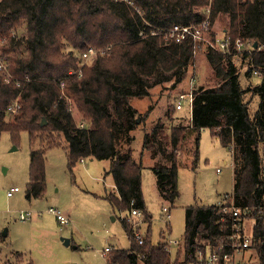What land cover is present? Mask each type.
<instances>
[{"label":"trees","instance_id":"obj_1","mask_svg":"<svg viewBox=\"0 0 264 264\" xmlns=\"http://www.w3.org/2000/svg\"><path fill=\"white\" fill-rule=\"evenodd\" d=\"M208 3L0 0V56L6 65L0 70V135L8 132L18 142L22 132L27 134L28 199L45 194V153L52 147L66 149L69 168L85 157L109 160L117 193L106 198L113 208L129 212L122 225L130 245L110 247L104 255L107 264H201L207 251L230 231V215L217 203L188 205L183 236L172 254L166 249V240L153 243L150 214L141 192V166L133 159L132 148L122 151V145L133 140L131 130L139 115L130 99L148 94L145 77L167 80L164 73L169 72L179 80L196 52L204 54L214 83L192 85L187 120L181 117L177 125L169 126L168 134L163 126L157 130L172 148L169 163L152 167L157 185L172 204L179 194L175 151L189 132L209 128L212 137L231 151L232 203L241 218L253 220L251 231H246L249 246L244 259L264 264V0H210L209 26L212 28L217 18L223 23L220 32L232 41L240 38L249 52L228 55L190 40H165L158 31L175 23L200 21ZM90 47L103 52L77 72L81 54ZM253 70L260 72L255 84L250 82ZM65 97L85 125L76 122ZM252 97L256 108L250 112ZM110 103L116 117L109 110ZM42 118L46 120L43 125ZM155 129L153 139L144 143L152 149ZM132 209H138L148 222L142 243L134 237L139 228L129 218ZM11 254L19 260L24 257L17 251Z\"/></svg>","mask_w":264,"mask_h":264},{"label":"rangeland","instance_id":"obj_2","mask_svg":"<svg viewBox=\"0 0 264 264\" xmlns=\"http://www.w3.org/2000/svg\"><path fill=\"white\" fill-rule=\"evenodd\" d=\"M222 26L216 18L213 32L219 33ZM101 49L93 48L94 56L102 54ZM78 63L82 64V61ZM211 74L204 54L196 52L179 80L177 75L169 72L164 73L167 80L158 79L156 75L145 77L148 94L130 99L139 115L131 130L133 140L124 143L122 151L132 148L131 155L141 166V192L146 212L150 214L149 231L155 244L166 240L175 247L176 241L183 236L185 207L216 204L233 188L231 151L212 137L207 127L189 132L185 143L175 151L179 194L172 204L160 193L152 169L158 164L169 163L172 150L168 138L161 133L158 135L157 130L163 126L168 134L169 126L177 125L181 117L186 121L190 116L186 104L182 109H174L177 92L189 89L195 83L213 84ZM257 78L254 74L251 84H255ZM241 81H244L242 73ZM248 95L250 93L246 97ZM65 100L76 122L85 125L72 101L68 97ZM255 108L256 98L252 97L250 112ZM109 110L116 117L112 103ZM153 128H156L155 149L144 145L145 141L153 139ZM29 160L26 132L21 133L18 142H14L8 132L0 135V264H107L102 255L105 247H129L130 240L122 225V218L129 212L113 208L106 198L109 193H117L108 159L85 157L69 168L66 149L61 146L48 149L45 153V194L32 199L25 195ZM12 186L19 190L7 195ZM50 208L65 214L69 221L60 224ZM20 213L27 214L26 218H20ZM129 218L144 236L148 222L141 214ZM252 221L245 222L247 232L251 231ZM66 239L68 244L64 242ZM14 251L24 257L19 260L11 254Z\"/></svg>","mask_w":264,"mask_h":264},{"label":"built area","instance_id":"obj_3","mask_svg":"<svg viewBox=\"0 0 264 264\" xmlns=\"http://www.w3.org/2000/svg\"><path fill=\"white\" fill-rule=\"evenodd\" d=\"M127 1V0H122ZM208 4L203 8L204 17L198 22L190 23H175L169 27L161 28L158 30L164 35L165 40H173L175 42H181L183 40H190L192 42L200 43L205 48H211L216 51L223 52L228 55H233L234 51L249 52L250 48L244 45V42L240 38L231 40L230 36L226 33H213L210 25V0ZM11 35L15 36L16 32L11 30ZM154 33V32H153ZM96 51L92 47L88 48L81 54L82 64H79L77 72H80V67L84 63H89L93 58ZM252 57L249 58L251 60ZM5 58L0 56V70H5ZM253 73L259 75L258 70H253ZM192 80V79H191ZM63 85V82H61ZM193 85V84H192ZM192 86L184 91H178L175 96V108L182 109L184 104L187 105L188 110H191L192 104ZM14 110V108H11ZM82 160V159H81ZM18 190L17 186L11 187L7 191V195H11L12 192ZM227 200H230V204L224 205ZM221 206L223 213L228 212L231 218L230 231L224 238L220 239L218 243L210 248L201 264H250V261H246L244 258L247 256V250L249 246V236L246 234L245 222L248 219H243L239 216V208L232 203V195L225 194L224 199L217 203ZM50 211L56 216L60 224H66L69 219L63 213L57 209L50 208ZM131 215L140 216L141 212L138 209H132ZM27 214L20 213V218L25 219ZM224 216L221 218L223 221ZM223 224L221 225V228ZM138 243H142L143 236L137 231L134 234ZM177 245V241L175 246ZM174 248V247H173ZM173 248L170 242L167 241L166 249L170 254L173 252ZM110 247H105L102 255H105Z\"/></svg>","mask_w":264,"mask_h":264},{"label":"water","instance_id":"obj_4","mask_svg":"<svg viewBox=\"0 0 264 264\" xmlns=\"http://www.w3.org/2000/svg\"><path fill=\"white\" fill-rule=\"evenodd\" d=\"M255 45H256V42H254V46ZM137 121H138V118H137ZM45 122H46V120L44 118H42L41 121H40V124L43 125V124H45ZM64 242H65V244H68V240L67 239Z\"/></svg>","mask_w":264,"mask_h":264},{"label":"crops","instance_id":"obj_5","mask_svg":"<svg viewBox=\"0 0 264 264\" xmlns=\"http://www.w3.org/2000/svg\"><path fill=\"white\" fill-rule=\"evenodd\" d=\"M257 79H258V78H257ZM258 81H259V80H258ZM258 81H257V82H258ZM80 161H82V160L80 159ZM12 187H13V186H12ZM10 188H11V187H10ZM18 190H19V189H18ZM55 217H56V216H55ZM56 219H57V218H56ZM68 243H69V242H68Z\"/></svg>","mask_w":264,"mask_h":264}]
</instances>
